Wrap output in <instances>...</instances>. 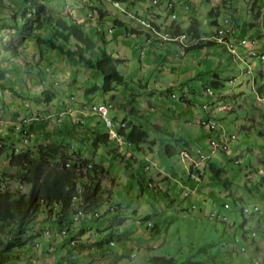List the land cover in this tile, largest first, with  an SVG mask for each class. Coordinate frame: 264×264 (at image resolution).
<instances>
[{
  "label": "rangeland",
  "instance_id": "obj_1",
  "mask_svg": "<svg viewBox=\"0 0 264 264\" xmlns=\"http://www.w3.org/2000/svg\"><path fill=\"white\" fill-rule=\"evenodd\" d=\"M96 1L102 12L111 14L100 23L95 18L94 23L86 19V10L89 12L86 4L91 0H46L53 10L68 11L88 20L83 22L86 30L98 26L105 37L101 44L114 55V65L124 79L112 80L111 85H116L112 93L100 95L104 78L92 66L45 44L38 48L36 40L16 45V52L7 50L11 35L0 29L1 137L23 148L26 134L12 132L10 123L29 119L31 112L36 111L41 113L40 120H36L38 127L54 130L61 123L54 121L55 112L64 102L90 99L97 103L113 101L115 109L110 115L118 119L132 117L136 121L131 112L137 109L139 114H144L141 120L152 121L162 130L149 125L151 136L141 143V148L135 143L129 145L126 139L122 145L112 139V147L119 155L108 153L103 144L92 152L74 140V148L102 162L105 168L102 183L107 189L104 196L110 199L100 205L101 216H78L74 222L83 224L85 234L81 237L85 243L68 251L62 245L68 237L63 236L56 222L46 221L43 227L38 224L32 228L31 232L37 230L41 235L36 237L34 245L19 250L18 259L10 264H54L61 257V264H150L152 255H170L180 261L191 257L198 264H264V93L259 91L264 85L260 75L264 73V61L249 57L240 46L238 51L243 59L235 58L224 43L191 50L178 43H163L155 29L149 28L151 24L142 25L139 18H153L157 29V24L160 29H170L174 17L168 11V0H158V4L153 0H134V4L132 0ZM253 1L172 0L177 11L173 27L177 26L179 32L180 25L186 28L192 17H196L201 22L202 35L211 38L216 28L231 17L238 23L237 33L243 30V34L256 38L257 44L264 48V0H258L252 9ZM157 13H161V18ZM114 16L143 31L132 32L115 24ZM191 42L187 35L183 43ZM244 59H248L250 67ZM214 73L225 83L222 88L213 89L219 93L220 100H223L220 92L226 94L222 102L227 109L212 115L214 103H210L212 97L204 91V86L215 79ZM93 85L99 89L89 92ZM48 88L56 96L46 102L43 90ZM210 114L218 126H223L224 134L236 135L229 140L226 152L212 150L210 139L219 137L218 130L200 124ZM99 118L92 115L87 123L107 130ZM149 127L145 124L146 129ZM34 131L27 133L30 143L38 138L39 130ZM168 143L210 153L209 161L220 169V176L207 163L201 179H191L179 154L163 153L162 147ZM5 157L6 152L0 151V170L16 171V166H7ZM149 164L151 167L147 169ZM11 185L17 188L20 183L14 179ZM27 187L20 188L24 191ZM225 202L230 207H225ZM110 205L125 207L127 211L115 221L114 212L105 213ZM255 206L258 210L253 211ZM99 228L103 229L102 233ZM251 230L257 231L255 238L248 235ZM98 235L107 240V253L96 254L94 240Z\"/></svg>",
  "mask_w": 264,
  "mask_h": 264
},
{
  "label": "trees",
  "instance_id": "obj_2",
  "mask_svg": "<svg viewBox=\"0 0 264 264\" xmlns=\"http://www.w3.org/2000/svg\"><path fill=\"white\" fill-rule=\"evenodd\" d=\"M96 2V0H92V2L86 4L89 9V12L86 10V19L91 23H94L93 18L97 20V23H100L107 19V15L111 16V14L102 12L100 5L95 4ZM257 2L258 0L253 2L252 9L257 5ZM131 3L134 4L133 1ZM96 11L98 12L95 13ZM169 12L170 16L175 13L170 25V34L176 37V35L184 33L186 36H190L193 42L187 44L181 41L182 43H180L178 39L159 37L163 43H178L185 50L201 49L204 46L222 43L213 39L214 34L211 38L204 37L201 22L196 17H192L186 28L180 25L178 32L177 26V30L174 29L177 11L173 2H171ZM157 15L161 18V13H157ZM257 15H259V12ZM113 19L115 24L125 26L126 29L132 32L143 31L128 26L116 16ZM88 20L80 19L68 11L64 13L53 10L46 0H0V29H5L9 33L8 35L12 36L7 41V50L16 52V45H24L30 39L38 42V48L45 44L48 48L56 49L67 56L77 57L103 75L104 83L101 86L100 95L108 92L111 94L110 91L113 87H116V85H111V81L120 82L124 79V76L114 65V55L101 44L105 42L104 33L95 25L91 26V30H86L85 23ZM150 20L152 26H155L156 22L153 18ZM212 23L218 24V21ZM157 27L160 32L166 31L160 29V24H157ZM149 28L153 30V27ZM147 34L150 35V33ZM149 37L152 38V35ZM40 51L42 53L43 48H40ZM86 53L89 55L86 56ZM214 76L215 79L210 81V85L204 86V91L211 96L213 92L209 88L219 89L225 85L218 73H214ZM98 87V85H93L88 88V91H96L99 89ZM259 91L264 92V85L259 88ZM54 92L53 89L49 88L43 90V94L46 95V102L56 96V94L52 95ZM131 96H137V94H131ZM101 102L112 104L107 113V117L112 120L109 126L98 109H92V105H98ZM64 103V106L55 112L56 120H54L56 122L58 120L61 122L59 124L62 125H55L54 130H50L45 126L38 127L36 120H40L38 118L41 113L36 111L31 112L33 114L29 119H26V117L21 118V121L17 122L18 124L13 122L10 123V126L8 125L12 132L17 130L20 131L22 136L26 134V140L23 141L28 143L20 152L14 150L15 143H10L0 135V144L2 145H0V151L4 150L6 152L7 166L11 165L18 168L16 171H8L7 168L0 170V234H3L0 235V264L12 263L13 260L18 259L19 250L34 245L36 237L40 236L41 233L37 230L31 232V230L38 224L43 227V222L46 221L56 222L63 236L68 237L62 243L68 251L73 250L76 245L86 242L81 237L85 234L83 224L77 225L74 222H76L78 216H101L102 213L99 207L105 200L108 201L110 196L108 198L104 196L107 189L102 183L101 174L105 173L102 162L94 161L84 154L81 149L74 148V142L78 141L83 146L93 150L92 152L96 151L100 144H103L108 148V153L119 155L116 148L112 147L111 140L115 138L110 135V129L120 131L124 139L135 143L140 148L141 143L151 136L150 131L152 128L149 125H154L156 129L162 130L161 126L152 124V121L141 120L144 114L142 112L139 114L137 109H132L134 111L131 112V116L137 117L136 121L132 117L129 120L126 117L118 119L116 115L112 117L110 113L112 109H115L113 101L100 100L97 103L94 102V99H90L84 102L68 100ZM131 104L134 107V103ZM86 109H88L87 112ZM92 115H98L100 117L99 121L108 129L102 131L87 123ZM124 120L126 125L122 126L121 123ZM145 124L148 125L149 130L145 128ZM201 125L204 126V124ZM2 126L0 125V128ZM209 127L211 130L217 129ZM34 130H39L37 132L38 138L37 141L30 143V139H27L29 137L27 133L29 134ZM213 139H217L219 144H224L220 136L212 137L210 140ZM183 149L188 151L193 159L200 157L199 148H179L169 143L162 147L163 153L168 156L177 154L182 156L181 151ZM220 150L227 151L224 148H220ZM185 162L187 170L188 167L194 168L200 176L203 175V167L206 168L207 163L209 168L217 175L220 173V169L214 163H211L209 159H206L199 167L193 166L190 158H186ZM150 167V164L147 165V169ZM14 179H17L24 186H28L27 189L22 191L20 186L17 188L12 187L11 183ZM151 185L153 186L154 182ZM126 211L125 207L110 205L105 213L114 212L116 215L115 221H117L121 213ZM107 225L109 224L107 223ZM98 231L102 233L103 229L99 228ZM94 241L96 243V254L108 252V249L105 248L107 240L103 236H96ZM61 258L54 264H61ZM149 261L150 264H198L191 257L180 261L170 255H152Z\"/></svg>",
  "mask_w": 264,
  "mask_h": 264
},
{
  "label": "clouds",
  "instance_id": "obj_3",
  "mask_svg": "<svg viewBox=\"0 0 264 264\" xmlns=\"http://www.w3.org/2000/svg\"><path fill=\"white\" fill-rule=\"evenodd\" d=\"M123 1H126V0H123ZM132 1H134V0H132ZM91 2H92V0H91ZM153 2H154V0H153ZM170 2H172V0H168V11H169V9H170ZM154 3H157L158 4V1L157 2H154ZM174 5V4H173ZM142 19L141 18H139V21H140V23L143 25V23H142V21H141ZM145 20V19H144ZM226 20H229V24H230V26H231V29H232V35H231V41L234 43V48L233 49H231L228 45H227V43L226 42H222V43H224L225 45H226V48L228 49V50H230L232 53H233V55H234V57L235 58H238V59H243V54H241V53H239V51H238V46H240V47H242L243 49H244V53H246V54H248L249 55V57H256V58H259L261 61H264V58H262L261 57V54H264V48H261L260 47V45H258L257 44V42H256V45H255V51H256V53L255 54H253L252 52H251V50L253 49L252 48V46L250 45V44H241V40L244 38V37H246V38H249V39H255L256 40V38H251V37H249L248 35H236L234 32V27H235V23L233 22V18H231V17H227L226 19H225V23H224V25L223 26H225L226 25ZM147 21H149L150 22V27H155V26H152V22H151V20H147ZM146 25V24H145ZM223 26H219V27H223ZM148 27V26H147ZM112 29L113 28H109L108 30H110V31H112ZM154 29V28H153ZM155 29L156 30H158L156 27H155ZM217 29H218V27L216 28V30L215 31H217ZM170 30H171V28L170 29H168V30H166L165 32H170ZM159 31V30H158ZM155 34H157V35H160V34H158L156 31L154 32ZM161 33H163V32H161ZM216 33V32H215ZM215 33H214V37H213V39H215V40H217L216 38H215ZM172 35V34H171ZM172 36H175V35H172ZM160 37H162L161 35H160ZM186 37V35L184 34V33H182V34H179V35H176V38H174V39H178V40H180V41H184V38ZM150 38V37H149ZM183 39V40H182ZM218 41V40H217ZM243 62H245V63H247L248 64V66L250 67V65H251V63L248 61V59H244L243 60ZM249 72H252V69L251 68H249ZM263 72H260V75L262 76V78H263V80H264V76H263ZM232 81V80H231ZM256 81H257V76H255L254 77V83H256ZM210 89H212V90H210ZM209 90L211 91V92H213V94H212V100H211V102L210 103H214V105L212 106V109H211V114L213 115V112H217V111H222V110H224V109H227V107H226V105H224V103L222 102L223 100H224V98L226 97V94H222L221 92H220V94L222 95V97H223V100H220L219 98H218V94L216 93V91H214V89L213 88H209ZM260 93H264V92H260ZM101 103H103V102H101ZM205 109H207V106L206 105H204L203 106ZM210 114V118H208V119H202V120H200V123L201 124H204V125H207V126H211V127H213V128H217L218 129V131H219V136H220V138L222 139V141L224 142V144H219L218 143V140L217 139H213V140H210V144H211V146H212V150L213 151H216V150H220V148H224V149H226L227 151H228V149H229V145H228V142H229V140L230 139H233V138H236V135L235 134H231V135H227V134H224L223 133V126L222 125H220V126H218V124L216 123V121H215V118L212 116ZM125 121V120H124ZM120 132V131H119ZM35 134V133H34ZM120 134L122 135V137H123V134L120 132ZM110 135L111 136H113L112 135V133H111V129H110ZM35 136H36V134H35ZM117 141H118V143L120 144V145H122L124 142H125V139H124V137H123V140L122 141H119L118 140V138L117 137H115V136H113ZM31 140H29V142H30ZM127 141V143L130 145V144H133V142H129L128 140H126ZM28 143V142H27ZM27 143H23L24 144V147H26L27 146ZM1 145V144H0ZM2 146V145H1ZM1 146H0V148H1ZM16 147H18V146H15V151L16 152H20L23 148H20V147H18L19 148V150H17L16 149ZM222 151V150H221ZM199 153H200V157L199 158H195V159H193V157L191 156V154L188 152V151H186V150H182L181 151V157H182V160L183 161H186V158H190V160L192 161V165L193 166H195V167H199L201 164H203V162L206 160V159H210V156H211V154L210 153H207V152H205V151H203V150H201L200 148H199V151H198ZM225 152V151H224ZM200 159V160H199ZM237 162H240V159H237ZM186 163V162H185ZM151 165V164H150ZM188 172H189V177L191 178V179H195V180H199V179H201V177L202 176H200V174L197 172V171H195V169L193 168V169H191V168H189L188 167V170H187ZM153 181V180H152ZM20 183V182H19ZM24 186V184H22V183H20V187H23ZM224 206L225 207H230V204L228 203V202H225L224 203ZM246 210H249L248 209V207L246 208ZM256 210H258V206H255L254 207V210L253 211H256ZM81 212V211H80ZM149 225H151V223L149 222ZM256 234H257V231L256 230H251V231H249L248 232V235H250L251 237H253V238H255V236H256ZM244 247V246H243ZM245 248V247H244Z\"/></svg>",
  "mask_w": 264,
  "mask_h": 264
},
{
  "label": "built area",
  "instance_id": "obj_4",
  "mask_svg": "<svg viewBox=\"0 0 264 264\" xmlns=\"http://www.w3.org/2000/svg\"><path fill=\"white\" fill-rule=\"evenodd\" d=\"M118 1H121V0H118ZM118 1H116L118 3ZM158 0H154V2H157ZM119 6V5H118ZM171 16L175 17V13H173ZM143 24H146V25H150L149 21L147 20H144L142 19L141 20ZM226 25L223 26V27H218L216 33H215V38L220 41V42H226L227 45L233 49L234 48V43L230 40V39H227V32H230V24H229V20H226ZM155 29V27H153ZM155 31L160 34L164 39H174L176 37L172 36L170 34V32H163L161 33L160 31L156 30ZM241 43H245V44H250L251 46H253V41H250L248 40L246 37H244L242 40H241ZM112 104H107V103H103V105H92V109L95 110V109H98V111L102 114V116L104 117V119H106V123L107 124H111L112 123V120L107 117V113H108V110H109V107L111 106ZM73 110V108H72ZM81 110V109H80ZM18 124V123H17ZM122 126H125L126 123H121ZM113 136L115 137H122V135L120 134L119 131L117 130H114V134ZM31 137H28L27 139H30ZM23 143H27V141H23Z\"/></svg>",
  "mask_w": 264,
  "mask_h": 264
},
{
  "label": "bare ground",
  "instance_id": "obj_5",
  "mask_svg": "<svg viewBox=\"0 0 264 264\" xmlns=\"http://www.w3.org/2000/svg\"><path fill=\"white\" fill-rule=\"evenodd\" d=\"M170 5H171V2L169 3ZM95 16V15H94ZM233 33H232V29H231V27H230V32H227V39H231L232 37H231V35H232ZM248 40H250V41H253V46H252V48L254 47L255 48V45H256V40L255 39H249V38H247ZM259 42V41H258ZM261 43V42H260ZM242 44H245V43H242ZM239 47V46H238ZM252 49L251 50V52L253 53V54H255L256 53V51H255V49ZM261 57L262 58H264V54H261ZM94 105H97V104H94ZM98 105H103V103H99ZM88 111V109H86V112ZM72 112H73V110H72ZM122 123H126L125 121H123ZM108 126L109 125H111V124H107ZM26 132V131H25ZM111 133H112V135L114 134V129H111ZM25 135V134H24ZM118 138V140L119 141H122L123 140V137H117ZM23 139L24 140H26V136L25 137H23Z\"/></svg>",
  "mask_w": 264,
  "mask_h": 264
},
{
  "label": "crops",
  "instance_id": "obj_6",
  "mask_svg": "<svg viewBox=\"0 0 264 264\" xmlns=\"http://www.w3.org/2000/svg\"><path fill=\"white\" fill-rule=\"evenodd\" d=\"M254 1H255V0H254ZM254 1H253V2H254ZM252 5H253V3H252ZM174 8H175V7H174ZM182 10H184V9H182ZM233 21H234V20H233ZM234 23H235V27H234V29H235V28H238V27H239V26H238V23H237L236 21H234ZM242 27H244V26H242ZM244 28H245V27H244ZM241 29H242V28H241ZM234 31H235L234 33H235L236 35H246V34H243V33H242L243 30H242L240 33H237L236 30H234ZM262 36H263V34H262Z\"/></svg>",
  "mask_w": 264,
  "mask_h": 264
}]
</instances>
